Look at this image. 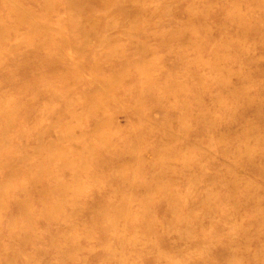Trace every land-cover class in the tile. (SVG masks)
Instances as JSON below:
<instances>
[{"label": "rangeland", "instance_id": "374dc122", "mask_svg": "<svg viewBox=\"0 0 264 264\" xmlns=\"http://www.w3.org/2000/svg\"><path fill=\"white\" fill-rule=\"evenodd\" d=\"M20 1L40 16L52 3ZM153 4L163 18L192 10L195 49L145 41L179 27L157 16L106 49L64 3L41 32L1 30L0 264L264 260V0Z\"/></svg>", "mask_w": 264, "mask_h": 264}, {"label": "bare ground", "instance_id": "6f19581e", "mask_svg": "<svg viewBox=\"0 0 264 264\" xmlns=\"http://www.w3.org/2000/svg\"><path fill=\"white\" fill-rule=\"evenodd\" d=\"M43 1V0H42ZM154 1L156 0H52V3L49 2V4H44L43 6V14L40 16V14H36L28 9H25L22 6V3L20 0H2L0 4H2L3 9H5L6 5H8V8L6 9V16L0 15V33L1 30L4 31H13L14 28H16L17 23H26L30 24L32 22V32H41L43 29H45V24L42 23V18H44L46 15H51L56 8V6L60 3H64L65 6L68 9V12L70 13L71 17L76 20V23L74 24V27L76 28L78 34L80 37H84L83 33L85 31V28L88 26H96L100 30L104 31L105 35L108 36V40L103 41L101 45L104 46V48L111 50L113 47V44L116 43L117 36L118 35H125V34H140L144 31V29H149V26L155 23V21H152L154 17L157 16L158 18V24L164 25L168 20L171 22L174 21L177 26H179L174 31H170L169 29L163 30L161 33H158L157 31H152L151 35L147 37H143L145 41L148 39L154 37L161 39L162 42L168 43L169 41H175L178 43L177 47H179L177 50L180 51L181 47L183 45H191L194 49L197 47L198 43L195 40H192L186 35V31L184 30V27H188V25L191 24L192 20H195V17H193L194 13L192 10L184 11V9H178L176 11L179 12V14L176 13L177 17H175L174 13L173 15H168V17L163 18L161 15H157L158 11L162 10H154L159 9L152 7V9L148 10L147 7L153 6ZM177 1V0H175ZM45 3V2H44ZM96 9H100L103 11V14L96 15L94 14ZM179 15V16H178ZM10 17V21L6 23L4 19L7 17ZM8 17V18H9ZM177 18L180 20L178 21ZM183 21L185 23H183ZM154 22V23H153ZM115 32V33H114ZM118 33V35H116ZM133 34V35H134ZM141 37V36H140ZM142 39V40H143ZM191 41V42H190ZM101 43V41L99 42ZM86 44V43H85ZM72 45V44H71ZM115 45V44H114ZM141 48V47H140ZM142 50V49H141ZM107 58H111L112 60L117 59L116 56H114L113 52H110V54L107 56ZM123 59H119V62L121 63ZM126 59H124L125 61ZM143 59L140 61L142 62ZM139 60H137L138 62ZM139 61V62H140ZM134 64L136 67H140V64ZM24 64V63H23ZM122 64V63H121ZM217 64V61H214V64L211 66H215ZM198 65V62L193 61L192 59L188 61V67L185 70L186 75L190 78L191 73L190 70ZM16 69L17 73L20 72H27L24 65L17 66ZM80 69V66H78ZM140 69V68H139ZM118 77V76H117ZM60 78V77H59ZM66 78V77H65ZM68 82V80H67ZM66 82V83H67ZM102 82V85L106 86V83ZM94 82L92 81V84ZM109 87V86H108ZM107 87V88H108ZM205 87V86H204ZM108 93H110L108 91ZM240 97V96H239ZM88 96H85L86 101H90L91 99H87ZM245 97L240 98L242 101H246L244 99ZM105 102V101H104ZM2 105V103H1ZM3 106V105H2ZM101 106V107H100ZM103 104L102 101H95V111L100 110L102 108ZM100 107V108H99ZM13 108V107H12ZM124 110V109H123ZM125 111V110H124ZM11 115V112H5L3 114L2 109L0 108V119L2 122H4V125L7 130L11 128V123L9 116ZM5 117L7 120H2V118ZM109 123L112 122V120L108 119ZM186 130V128H183ZM95 134L98 136L105 137L104 133L102 132V129H95ZM3 138V137H2ZM261 150H264V143L261 146ZM59 153H63L62 150H58ZM110 186V185H109ZM128 213V212H127ZM30 214V213H29ZM127 217V216H126ZM173 221V220H172ZM142 223V222H141ZM170 223H166L165 226H170ZM155 224L151 227V229H155ZM258 264H264V260H260Z\"/></svg>", "mask_w": 264, "mask_h": 264}]
</instances>
